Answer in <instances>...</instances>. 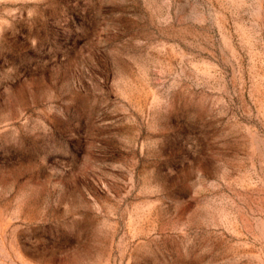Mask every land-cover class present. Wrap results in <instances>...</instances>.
Wrapping results in <instances>:
<instances>
[{"label":"rangeland","instance_id":"1","mask_svg":"<svg viewBox=\"0 0 264 264\" xmlns=\"http://www.w3.org/2000/svg\"><path fill=\"white\" fill-rule=\"evenodd\" d=\"M0 264H264V0H0Z\"/></svg>","mask_w":264,"mask_h":264}]
</instances>
